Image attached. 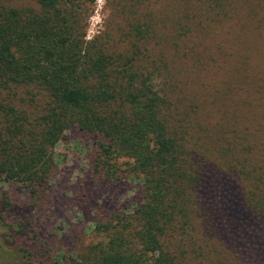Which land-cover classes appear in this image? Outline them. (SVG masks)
<instances>
[{
    "label": "rangeland",
    "instance_id": "374dc122",
    "mask_svg": "<svg viewBox=\"0 0 264 264\" xmlns=\"http://www.w3.org/2000/svg\"><path fill=\"white\" fill-rule=\"evenodd\" d=\"M1 2L40 8L38 0ZM70 7L86 25L87 41L125 52L148 47L147 60L175 62L160 83L167 81L180 109L191 113L190 136L201 138L199 154L212 176L190 192V224L165 241V250L176 264H264V0H96ZM176 114L187 127L189 116ZM102 142L73 127L50 151L55 163L46 183L0 184V201L14 207L0 217L5 263L75 264L104 239L98 224L131 216L143 203L137 178H109L96 169Z\"/></svg>",
    "mask_w": 264,
    "mask_h": 264
},
{
    "label": "trees",
    "instance_id": "16d2710c",
    "mask_svg": "<svg viewBox=\"0 0 264 264\" xmlns=\"http://www.w3.org/2000/svg\"><path fill=\"white\" fill-rule=\"evenodd\" d=\"M95 1L38 0L39 11H24L0 0V184L46 183L50 151L73 127L101 136L96 169L137 178L143 203L98 224L104 239L75 264H176L165 241L190 224V192L212 176L210 166L199 154L201 138L190 136L191 113L160 83L175 62L147 60L148 47L125 52L87 41L70 4ZM176 111L189 116L187 127ZM0 203V213L14 210Z\"/></svg>",
    "mask_w": 264,
    "mask_h": 264
}]
</instances>
